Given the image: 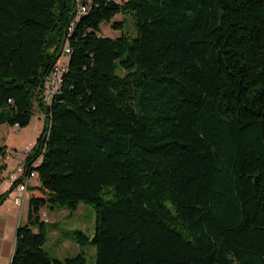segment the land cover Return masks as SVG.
<instances>
[{"label": "trees", "instance_id": "16d2710c", "mask_svg": "<svg viewBox=\"0 0 264 264\" xmlns=\"http://www.w3.org/2000/svg\"><path fill=\"white\" fill-rule=\"evenodd\" d=\"M81 1L75 19L78 0H0V123L45 113L10 264H85L49 254L40 218L80 202L95 264H264V0ZM117 13L134 34L100 32Z\"/></svg>", "mask_w": 264, "mask_h": 264}, {"label": "rangeland", "instance_id": "374dc122", "mask_svg": "<svg viewBox=\"0 0 264 264\" xmlns=\"http://www.w3.org/2000/svg\"><path fill=\"white\" fill-rule=\"evenodd\" d=\"M112 19L121 20L124 27L114 29L111 27L110 22H102L100 32L103 35L116 36L122 32L134 34L135 27L130 14L117 13ZM33 112L30 121L25 126L10 127L9 124H5L6 127L0 129L1 140L6 138L16 146V150H12L18 157L10 162V166L14 168L19 162L23 161L25 157L24 148L33 146L31 141L36 138L44 127V115L41 114L40 116V110L36 102L33 106ZM40 218L45 220L47 235L43 247L51 256L63 258L74 255L81 250L85 256V264H95L94 245L85 240L82 244H79L71 233L72 229L78 228L87 234L89 238L92 237L95 228V212L91 203L80 202L74 210L66 207H58L52 210L43 206L40 210Z\"/></svg>", "mask_w": 264, "mask_h": 264}, {"label": "crops", "instance_id": "0c3cea01", "mask_svg": "<svg viewBox=\"0 0 264 264\" xmlns=\"http://www.w3.org/2000/svg\"><path fill=\"white\" fill-rule=\"evenodd\" d=\"M41 114L45 116V113L40 110V116ZM5 124L7 123H0V129L5 128L6 127ZM13 126L16 125L15 124L10 125V127ZM35 139L31 141L32 145ZM1 145H3L5 149L10 148L16 150V146L14 145V143L10 142L9 140H6V138L5 140H1L0 138V146ZM16 157H18L17 154L10 156L8 159H4L3 157L0 158V161L5 164V168L2 172V176L7 175L14 168L10 166V162L14 160ZM23 161L19 162L18 164L22 163ZM35 184H37V180L35 176L30 177L26 189L24 191V199L22 204L17 205L12 201L11 192L0 204V264H10V259L15 245L16 228L20 223H24L27 221L28 200L31 195L30 186ZM8 188H9V184L5 183L4 181L2 183L1 180L0 193L7 190Z\"/></svg>", "mask_w": 264, "mask_h": 264}, {"label": "built area", "instance_id": "2783aa9c", "mask_svg": "<svg viewBox=\"0 0 264 264\" xmlns=\"http://www.w3.org/2000/svg\"><path fill=\"white\" fill-rule=\"evenodd\" d=\"M86 8L87 5L81 0H78L75 19H77L79 14L85 11ZM70 29L71 26L69 27V30ZM69 51H70L69 47L65 41L61 53L54 63V66L43 80V97L44 100L47 102L50 101L52 95L58 90L59 83L62 80V74L67 67ZM15 125L18 126L17 124ZM30 151H31V147L26 146L24 148L25 156L28 155ZM14 153L15 152L12 149L6 148L4 149V153L1 157H3L4 159H8L10 156L14 155ZM33 164L34 162L32 163V165ZM35 175H36L35 170H28V171L25 170V159H24L22 163L18 164L7 175L2 176V181L9 184V187H11L12 184L15 182V180L20 177V180L16 184H14V186H12L10 191L12 201L15 204L17 205L22 204L24 199V191L26 189L28 180L30 177H33Z\"/></svg>", "mask_w": 264, "mask_h": 264}]
</instances>
